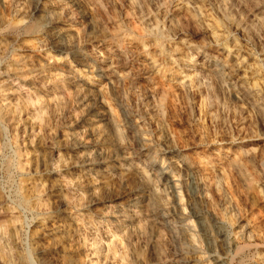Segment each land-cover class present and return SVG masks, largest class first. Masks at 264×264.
<instances>
[{
    "label": "rangeland",
    "instance_id": "rangeland-1",
    "mask_svg": "<svg viewBox=\"0 0 264 264\" xmlns=\"http://www.w3.org/2000/svg\"><path fill=\"white\" fill-rule=\"evenodd\" d=\"M263 12L0 0V264H264Z\"/></svg>",
    "mask_w": 264,
    "mask_h": 264
},
{
    "label": "bare ground",
    "instance_id": "bare-ground-1",
    "mask_svg": "<svg viewBox=\"0 0 264 264\" xmlns=\"http://www.w3.org/2000/svg\"><path fill=\"white\" fill-rule=\"evenodd\" d=\"M72 1V0H71ZM247 5V4H246ZM182 8V7H181ZM185 12V11H184ZM184 12H182V11H180V10H176L174 13H175V15L176 16H178L179 18H180V20H182L183 22H185V23H190L191 22V24H194V23H192V21H190L187 17H186V15H185V13ZM259 12V11H258ZM187 13V12H186ZM264 13V12H263ZM205 16V15H204ZM177 19V18H176ZM195 21V20H194ZM246 36V35H245ZM201 52V51H200ZM217 53V52H216ZM221 55V54H220ZM201 56V55H200ZM217 56H215V58H216ZM203 59V58H202ZM219 59V58H218ZM220 59H221V57H220ZM223 61V60H222ZM218 63H219V61H218ZM209 65V64H208ZM213 65V64H212ZM223 67V66H222ZM212 68H214V67H212ZM211 68V69H212ZM209 69V68H208ZM214 70H216L215 68L214 69H212L211 71H214ZM209 71V70H208ZM210 71V72H211ZM219 74V73H218ZM251 103V102H250ZM253 157V156H252ZM214 219H216V218H214ZM217 222V221H216ZM221 264H226V263H224V262H221Z\"/></svg>",
    "mask_w": 264,
    "mask_h": 264
}]
</instances>
